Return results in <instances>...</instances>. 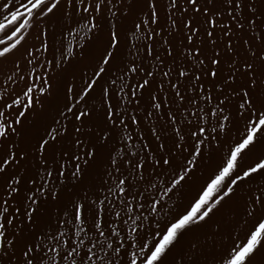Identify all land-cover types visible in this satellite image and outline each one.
<instances>
[{
    "label": "snow or ice",
    "instance_id": "6c2138e0",
    "mask_svg": "<svg viewBox=\"0 0 264 264\" xmlns=\"http://www.w3.org/2000/svg\"><path fill=\"white\" fill-rule=\"evenodd\" d=\"M0 264H264V0H0Z\"/></svg>",
    "mask_w": 264,
    "mask_h": 264
}]
</instances>
